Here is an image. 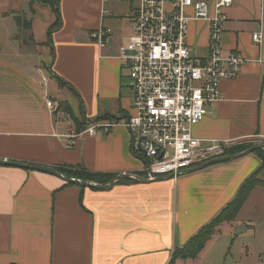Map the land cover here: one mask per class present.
Segmentation results:
<instances>
[{
    "label": "crops",
    "instance_id": "0c3cea01",
    "mask_svg": "<svg viewBox=\"0 0 264 264\" xmlns=\"http://www.w3.org/2000/svg\"><path fill=\"white\" fill-rule=\"evenodd\" d=\"M133 7L128 0H60L62 23L49 38L57 19L51 5L0 0V159L81 165L113 178L144 174L126 127L79 135L95 121L132 113L133 89L118 55L132 33ZM226 11L223 53L239 52L246 62L222 82V100L193 133L230 147L264 144V0H234ZM101 27L111 32L104 47L91 37ZM260 30L258 44L253 33ZM209 37L207 22L190 23L194 51L206 55ZM260 166L252 152L177 178L120 176L104 189L0 164V264H166ZM258 174L264 180V170ZM257 196L256 207L263 206L264 184L252 190L233 230L264 221V213L247 214Z\"/></svg>",
    "mask_w": 264,
    "mask_h": 264
},
{
    "label": "built area",
    "instance_id": "2783aa9c",
    "mask_svg": "<svg viewBox=\"0 0 264 264\" xmlns=\"http://www.w3.org/2000/svg\"><path fill=\"white\" fill-rule=\"evenodd\" d=\"M108 2L110 0H102ZM132 33L119 48V59L128 71L133 89L132 113L95 121L79 135L108 133L122 125L131 133L133 151L144 157L143 175L120 176L155 180L221 157L230 145L204 140L193 128L223 98L222 82L236 77L246 58L239 52L224 55L222 33L227 8L234 0H128ZM192 21L209 25L206 55L196 54L188 41ZM91 37L100 47L111 38L109 28H98ZM258 44L262 31L253 33ZM52 107V101L47 102ZM141 149L145 150V153ZM166 264H172L171 259Z\"/></svg>",
    "mask_w": 264,
    "mask_h": 264
},
{
    "label": "trees",
    "instance_id": "16d2710c",
    "mask_svg": "<svg viewBox=\"0 0 264 264\" xmlns=\"http://www.w3.org/2000/svg\"><path fill=\"white\" fill-rule=\"evenodd\" d=\"M44 4L51 5L56 13V21L49 29V38H51V33L60 27L62 20L59 12V2L60 0H39ZM17 20H20L18 17ZM63 85L69 86V84L59 79ZM60 105H64V102H60ZM252 145H240L237 147H230L225 150L222 154L223 156L232 155L241 151H244L251 147ZM135 155L140 158H144L141 153L133 151ZM254 153L261 159V166L258 171L253 173L248 177L241 187L239 188L236 196L229 202V204L221 210V212L208 224L203 226L195 235H193L184 245L176 247L173 251L171 261L174 264L177 259H196L199 254L205 248L208 241L215 235L217 228L223 223H229L236 219L238 213L246 202L252 190L257 186L264 184V180L258 175L260 170H264V148H259L254 151ZM57 169L66 175L84 179L87 181H94L99 184H106L113 179L114 176L110 174L91 172L81 165L72 166L65 165L57 167ZM71 184V183H67Z\"/></svg>",
    "mask_w": 264,
    "mask_h": 264
},
{
    "label": "rangeland",
    "instance_id": "374dc122",
    "mask_svg": "<svg viewBox=\"0 0 264 264\" xmlns=\"http://www.w3.org/2000/svg\"><path fill=\"white\" fill-rule=\"evenodd\" d=\"M122 5V12L125 13L127 3ZM194 52L202 53L197 49ZM259 198L253 199L247 214L257 216L264 213V205L256 207ZM257 223L247 232L238 234V227L233 230L231 222L221 224L198 258L177 264H264V221Z\"/></svg>",
    "mask_w": 264,
    "mask_h": 264
},
{
    "label": "water",
    "instance_id": "95a60500",
    "mask_svg": "<svg viewBox=\"0 0 264 264\" xmlns=\"http://www.w3.org/2000/svg\"><path fill=\"white\" fill-rule=\"evenodd\" d=\"M259 148H264V144H256L251 146L250 148L232 154V155H227V156H221V157H217V158H213L205 163H202L198 166L189 168L187 170H185L183 173H189V172H193V171H197L200 169H203L207 166H210L212 164L221 162V161H226V160H231V159H237L239 157L245 156L247 154H250L252 152H254L256 149ZM143 153H145L144 149H141ZM0 164H4V165H10V166H15V167H22V168H26V169H32V170H38V171H43V172H47V173H51L56 175L57 177L61 178L62 180H64L67 183H71V184H77V185H83V186H97V187H102L104 189H109L113 186L114 182L116 181L117 178H119L120 176H118L117 178H113L109 183L107 184H94L93 182L84 180V179H80V178H76V177H72L66 174L61 173L56 167L51 166V165H44V164H37V163H31V162H25V161H18V160H9V159H0ZM167 177H173L172 175L169 176H162L157 178L158 180L160 179H164ZM236 233H240V229L238 228Z\"/></svg>",
    "mask_w": 264,
    "mask_h": 264
}]
</instances>
